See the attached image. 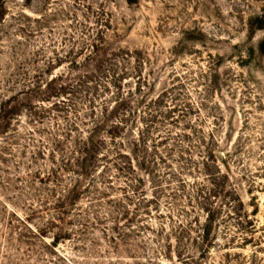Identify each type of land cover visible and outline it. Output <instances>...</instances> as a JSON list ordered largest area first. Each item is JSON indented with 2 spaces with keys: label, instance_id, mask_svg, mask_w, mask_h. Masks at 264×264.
I'll return each mask as SVG.
<instances>
[{
  "label": "rangeland",
  "instance_id": "rangeland-1",
  "mask_svg": "<svg viewBox=\"0 0 264 264\" xmlns=\"http://www.w3.org/2000/svg\"><path fill=\"white\" fill-rule=\"evenodd\" d=\"M34 68L44 79L90 81L76 93L81 108L114 94L139 108L148 144H158L164 158L158 174L165 181L153 200L160 179L143 176L140 193L152 201L136 206L128 195L129 209L141 208L138 217L112 218L130 202L124 193L137 176L128 170L109 172L104 194L86 189L64 225L47 219L53 205L38 202L74 174L47 177L66 151L59 135L66 109L46 101L32 118L43 95L14 102ZM4 110L10 121L0 134V264H264V0H0ZM210 148L220 159L226 153L228 183L223 177L212 185L201 174ZM226 183L238 186L236 193ZM210 190L223 193L211 198ZM200 201L227 203L223 216L231 206L245 214L242 225L236 215L220 216L206 251L192 240ZM60 226L70 238H58Z\"/></svg>",
  "mask_w": 264,
  "mask_h": 264
},
{
  "label": "trees",
  "instance_id": "trees-1",
  "mask_svg": "<svg viewBox=\"0 0 264 264\" xmlns=\"http://www.w3.org/2000/svg\"><path fill=\"white\" fill-rule=\"evenodd\" d=\"M34 75L31 76L29 82L30 85L28 90H23L21 95L15 97L14 102L16 104L20 103V96H25L27 100L38 99L43 95L45 98L38 99L37 104H35L34 110L30 111L31 117H40L39 111L46 108L44 103L47 101L52 103L51 106L47 107H60L66 109V127L61 128V134H59L65 141L66 151L61 153V162L55 163L56 165L51 168L48 172V179L53 181H62L60 175V170L65 171L68 174H74L73 179L70 183H66L64 187H59L60 183H54V189L52 196L42 199L38 202L40 206L42 203L45 205L52 204V209H49L47 215L48 220L59 221L63 225L69 217L75 215L78 207V201L85 195L86 189L88 194L101 192L106 193L105 190H100V187L108 189L110 183L109 172L115 171L123 176L131 170L135 176L134 184H127L131 188V192H125L124 196L130 202L127 206H123L122 209L116 211V216H112L114 223H118V218L127 219V221H132L130 218L138 217L141 214V208H135V210H130L129 205L131 203L130 197L128 195H133L136 197V206L141 204L142 201H152L147 199V193L143 192V185L145 181L143 176H153L157 180L153 185V199L157 198V193L159 192L158 187L163 185V176L158 174L159 172V160H163V156L160 154L158 144H153L150 146L148 144V138L145 134V129H143L141 115L138 109H128L127 103L124 97L110 96L108 100H103L99 103L95 97L88 100L85 108H81V102L76 101V93L80 92V87L83 85H88L90 81L84 79L78 80H67L58 77L41 78L42 72L40 68H34ZM87 83V84H86ZM34 86V87H33ZM95 85L94 87H98ZM41 102L39 103V101ZM42 103V104H41ZM81 108V109H80ZM45 110V109H44ZM73 116V117H72ZM9 119L7 118V112L4 110L3 114H0V134L7 131ZM60 140H55V145L59 146ZM150 149L154 151L155 159L153 163L150 162ZM57 150H53L52 157L54 159ZM224 157L219 158L215 154V150L210 148L204 157L205 160L202 161L201 174L208 178V182L212 185L215 184V180L218 178H225L227 183L231 178L230 166L227 161V155L224 152ZM171 159V157H170ZM222 160L223 164L226 166L227 173L223 172L220 166H218V160ZM54 162V161H53ZM211 164H213L214 170H211ZM71 171V172H69ZM156 175H155V174ZM64 174V177L66 175ZM99 174V175H97ZM171 174V172H169ZM99 183V185H98ZM226 183L225 189L236 193L237 187L233 185V188ZM227 187V188H226ZM58 188H60L58 190ZM94 189V190H91ZM217 192L215 190H210L211 198H217V196L223 192ZM206 194V192H205ZM207 196V194H206ZM205 195H201L205 200ZM240 201V197L235 198L232 201ZM158 205V201H153ZM199 208L197 216H195V222L198 225V230H196L195 237L192 240L198 241L203 249H208L210 247L211 241L214 240L213 232L214 227L219 217L234 216L235 223L238 225L244 224L245 214H240L238 208L229 207L227 213L224 214V208L229 205L225 202L224 205L217 206L215 202L211 204H205L204 202H197ZM91 207L88 211H85L83 216L86 222L82 223L83 229L78 233V240L82 239L84 233L87 229V223L89 221ZM148 209V208H146ZM156 211L158 207L154 208ZM158 212V211H157ZM74 213V214H73ZM143 213H149L144 210ZM201 213L205 214L204 221L201 222ZM150 214V213H149ZM132 215V216H131ZM23 222H27L23 220ZM62 225V226H63ZM61 227V226H60ZM66 228L61 227L58 233V238L66 239L70 238L69 233L65 232ZM192 229H190L191 232ZM33 233L41 234V230L33 229ZM77 235V234H76ZM121 235V233L119 234ZM233 237V236H231ZM118 238V237H115ZM177 238V236L175 237ZM56 240L50 243V246H56ZM257 253V252H256ZM255 253V254H256ZM258 257V255H256ZM263 259V258H262Z\"/></svg>",
  "mask_w": 264,
  "mask_h": 264
}]
</instances>
